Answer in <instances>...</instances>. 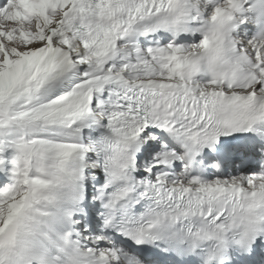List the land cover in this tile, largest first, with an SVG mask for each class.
<instances>
[{
	"label": "snow or ice",
	"instance_id": "obj_1",
	"mask_svg": "<svg viewBox=\"0 0 264 264\" xmlns=\"http://www.w3.org/2000/svg\"><path fill=\"white\" fill-rule=\"evenodd\" d=\"M0 264H264V0H0Z\"/></svg>",
	"mask_w": 264,
	"mask_h": 264
}]
</instances>
